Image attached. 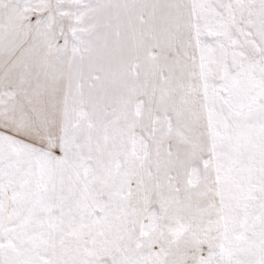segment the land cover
<instances>
[{
  "label": "snow or ice",
  "instance_id": "6c2138e0",
  "mask_svg": "<svg viewBox=\"0 0 264 264\" xmlns=\"http://www.w3.org/2000/svg\"><path fill=\"white\" fill-rule=\"evenodd\" d=\"M0 264H264V0H0Z\"/></svg>",
  "mask_w": 264,
  "mask_h": 264
}]
</instances>
